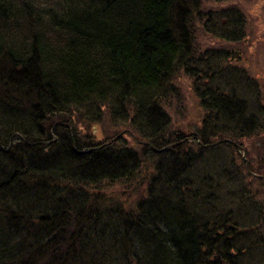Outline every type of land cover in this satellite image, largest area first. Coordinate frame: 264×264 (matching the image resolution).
I'll return each mask as SVG.
<instances>
[{
  "label": "trees",
  "instance_id": "1",
  "mask_svg": "<svg viewBox=\"0 0 264 264\" xmlns=\"http://www.w3.org/2000/svg\"><path fill=\"white\" fill-rule=\"evenodd\" d=\"M60 1L38 4L29 26L25 0L21 9L0 0V264H252L255 250L264 256L259 222L221 214L219 187L211 200L202 197L190 152L154 164L136 211L88 194L92 185L133 178L144 164L137 146L161 155L155 149L182 141L166 155L262 134L264 105L251 111L237 92L212 86L215 53L195 56L192 23L203 0ZM223 16L243 34V21L230 10ZM202 19L210 32L207 13ZM179 70L195 78L206 110L191 137L167 131ZM75 115L87 126L129 124L147 144L120 134L100 141L93 131L83 140L68 126ZM57 119L64 124L53 134ZM249 159L264 175V154L259 165Z\"/></svg>",
  "mask_w": 264,
  "mask_h": 264
},
{
  "label": "rangeland",
  "instance_id": "2",
  "mask_svg": "<svg viewBox=\"0 0 264 264\" xmlns=\"http://www.w3.org/2000/svg\"><path fill=\"white\" fill-rule=\"evenodd\" d=\"M25 1L31 6L33 13L31 21L25 18L29 26L35 23L36 14L41 13L38 4L44 7H58L57 4L61 2L60 0H35L37 4H33L31 0ZM22 2L23 0H8V3L16 5L19 9H21ZM200 10L202 13L200 19L195 17L192 23L195 56L207 51L215 53V58L212 59L214 67L207 72V75L213 72L214 81L212 79L209 83L212 86H220L226 94L237 92L242 99L247 101L251 111L256 110L261 104L264 105V0H203ZM228 10L237 21H243V34L240 27L229 24L223 16ZM203 12L207 13L210 32L204 28L206 21L202 19ZM210 12L214 16L210 15ZM26 14L28 12L24 11V17ZM14 22V30L17 31L16 34H19L20 30L16 28L17 23H23L24 18L20 16ZM194 67L202 68L200 63ZM195 83V78L184 70H179L174 76L175 92L171 95L172 97L170 96L171 98L165 106L170 121L167 131L191 137L193 132H197L201 128L206 110L201 103ZM58 120L61 121V119L55 121L52 133L59 122ZM51 122L53 124L54 121ZM70 124L73 127V134L77 133L83 140L87 138L90 131H93L100 141H106L120 134L134 146L143 142L129 124L117 125L109 120H104L97 125L87 126L78 115H75ZM261 133V135L252 136L249 139L233 140L236 142V146H233L237 149L227 143L214 144L209 147L192 143L188 144L191 149L182 148L180 152H169L166 155L162 154L167 153L171 147L155 149L160 151L158 154L161 155H153L137 146L138 150L142 152L141 159L144 164L136 174L132 175L133 178L87 187L89 197L99 198L102 203H104L103 198L119 202L127 209L136 211L139 201L147 195L149 177H153L155 173L154 164L162 158H164L162 162L165 163L179 157L178 155L181 157V155L190 152V155L198 160L193 168L194 176H202L201 179H204L202 197L208 201L211 200L213 196L211 192L215 193L213 188L219 187V191L216 193L219 194L221 200V214H225V211L232 210L234 212L235 210L239 221H247H242L241 224L249 223L250 225L259 222L260 229L264 231V227L262 228V223H264L263 182L261 183L255 176H249L246 173V165L250 162V157L256 165H259L258 161L263 157L264 150L261 151L260 146L264 142V129ZM186 139L185 141H194L193 137ZM173 143H177V141ZM230 195L234 196L233 201L230 200ZM224 203L226 204L223 206ZM228 203H234L235 206ZM240 227L242 230L243 227ZM254 234L257 236L255 232ZM241 244L248 245L249 243L244 244V241H241ZM249 253L247 258H251ZM253 255L254 263L252 264H264V256L259 250L257 252L255 250ZM120 264H122V260Z\"/></svg>",
  "mask_w": 264,
  "mask_h": 264
},
{
  "label": "water",
  "instance_id": "3",
  "mask_svg": "<svg viewBox=\"0 0 264 264\" xmlns=\"http://www.w3.org/2000/svg\"><path fill=\"white\" fill-rule=\"evenodd\" d=\"M59 124H64V123H61V122H57V124L56 125H59ZM67 125V124H66ZM69 127H70V129H71V132H73V127L71 126V125H68ZM135 137V136H134ZM138 141V140H137ZM139 142V141H138ZM143 144H146L147 142H142ZM177 144H180V142H178V143H174V144H170L169 146H167V147H165V148H170V147H172V146H174V145H177ZM263 180H264V176H260Z\"/></svg>",
  "mask_w": 264,
  "mask_h": 264
}]
</instances>
